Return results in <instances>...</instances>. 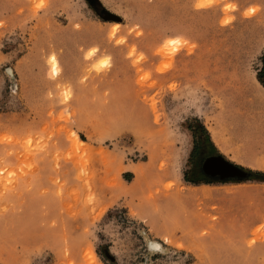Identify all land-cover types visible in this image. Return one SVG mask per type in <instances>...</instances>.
Here are the masks:
<instances>
[{"label":"rangeland","instance_id":"obj_1","mask_svg":"<svg viewBox=\"0 0 264 264\" xmlns=\"http://www.w3.org/2000/svg\"><path fill=\"white\" fill-rule=\"evenodd\" d=\"M263 55L264 0H0V264H264Z\"/></svg>","mask_w":264,"mask_h":264},{"label":"flooded vegetation","instance_id":"obj_2","mask_svg":"<svg viewBox=\"0 0 264 264\" xmlns=\"http://www.w3.org/2000/svg\"><path fill=\"white\" fill-rule=\"evenodd\" d=\"M218 157H220L219 154L213 152L204 158L197 159L198 161L191 167L192 175L203 181L208 179H222V177H225L224 180H234L237 176L240 177L239 179L246 178L242 174L243 169H235L229 164H224ZM208 158H217V164H214V166H206L205 162Z\"/></svg>","mask_w":264,"mask_h":264},{"label":"water","instance_id":"obj_3","mask_svg":"<svg viewBox=\"0 0 264 264\" xmlns=\"http://www.w3.org/2000/svg\"><path fill=\"white\" fill-rule=\"evenodd\" d=\"M95 8L100 12V10H101V6H100V3H96L95 5ZM103 16L105 17V18H111V17H115V16H113V15H111L110 13H107V12H105L104 14H103ZM216 159L217 158H208L207 159V161L205 162V165L207 166V165H210L211 163V161H212V163L213 164H217V161H216ZM218 159H221L222 160V163H224V164H229V165H231L232 167H234L235 169H239L237 166H235V165H233L232 163H230V162H228V161H226L223 157H218ZM205 166V167H206ZM242 174L244 175V176H247V172L246 171H242ZM224 178L225 177H222V180H224Z\"/></svg>","mask_w":264,"mask_h":264},{"label":"crops","instance_id":"obj_4","mask_svg":"<svg viewBox=\"0 0 264 264\" xmlns=\"http://www.w3.org/2000/svg\"><path fill=\"white\" fill-rule=\"evenodd\" d=\"M262 65H263V68H262L263 73L261 74V76H262V78H263V80H264V55H263V59H262ZM262 84H264V83H262ZM227 103H228V102H227ZM227 103H225V105H226ZM228 104H233V101L230 102V103H228ZM224 109H225V107H224ZM237 111H238V110H237Z\"/></svg>","mask_w":264,"mask_h":264},{"label":"bare ground","instance_id":"obj_5","mask_svg":"<svg viewBox=\"0 0 264 264\" xmlns=\"http://www.w3.org/2000/svg\"><path fill=\"white\" fill-rule=\"evenodd\" d=\"M52 57H53V56H52ZM53 59H54L56 65H57L56 58H53ZM56 65H55V67H54V69H55V73L58 72V70H57V66H56ZM210 163H211L210 166H214V164L212 163V161H211Z\"/></svg>","mask_w":264,"mask_h":264},{"label":"trees","instance_id":"obj_6","mask_svg":"<svg viewBox=\"0 0 264 264\" xmlns=\"http://www.w3.org/2000/svg\"><path fill=\"white\" fill-rule=\"evenodd\" d=\"M212 143V142H211ZM263 174V173H262ZM258 180L264 181V177H257Z\"/></svg>","mask_w":264,"mask_h":264}]
</instances>
